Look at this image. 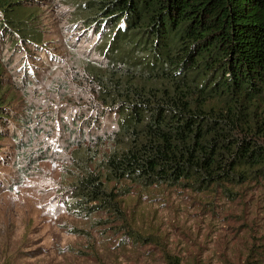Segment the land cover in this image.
Wrapping results in <instances>:
<instances>
[{"label": "trees", "instance_id": "1", "mask_svg": "<svg viewBox=\"0 0 264 264\" xmlns=\"http://www.w3.org/2000/svg\"><path fill=\"white\" fill-rule=\"evenodd\" d=\"M40 1L0 0V38L24 52L28 78L35 72L26 69L37 66L28 53L50 61L46 50L39 52ZM82 5L81 19L94 31L105 63L81 60L74 76L90 91L84 105L96 111L103 104L101 115L118 117L105 140L95 137L107 148L96 164L80 169L75 203L89 204L90 212L114 203L110 184L123 180L218 188L231 198L232 186L264 183V0ZM5 79L0 60V152L9 130H26L31 118L26 108H16L21 104L12 102ZM164 264L182 263L169 256Z\"/></svg>", "mask_w": 264, "mask_h": 264}, {"label": "rangeland", "instance_id": "2", "mask_svg": "<svg viewBox=\"0 0 264 264\" xmlns=\"http://www.w3.org/2000/svg\"><path fill=\"white\" fill-rule=\"evenodd\" d=\"M82 1L36 4L39 52L50 61L28 53L38 66L26 69L35 72L30 78L24 52L0 38L4 84L21 104L16 108L31 114L26 130L10 129L1 143L0 264H164L169 256L182 264H264L261 181L230 187L231 198L218 188L123 180L110 184L114 203L90 212L89 204L73 201L80 169L107 148L95 137L105 140L118 117L101 115V103L96 111L84 105L90 91L74 76L81 60L105 63L81 19Z\"/></svg>", "mask_w": 264, "mask_h": 264}]
</instances>
